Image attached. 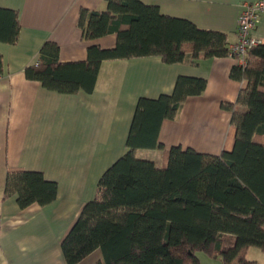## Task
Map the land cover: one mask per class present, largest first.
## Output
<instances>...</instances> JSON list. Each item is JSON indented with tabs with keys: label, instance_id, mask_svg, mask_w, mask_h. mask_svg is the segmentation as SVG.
I'll return each mask as SVG.
<instances>
[{
	"label": "trees",
	"instance_id": "16d2710c",
	"mask_svg": "<svg viewBox=\"0 0 264 264\" xmlns=\"http://www.w3.org/2000/svg\"><path fill=\"white\" fill-rule=\"evenodd\" d=\"M103 10L81 8L77 24L82 38L116 34L114 47L90 44L84 61H59V46L46 41L37 64L26 77L63 93L94 89L105 59L160 55L181 61L188 46L193 58L224 56L227 35L160 13L140 0H105ZM16 12L0 7V39L15 42ZM1 61V56H0ZM230 76L246 79L234 102H222L231 113L235 138L219 154L173 145L161 166L136 155L137 148H161L159 126L177 116L190 95L204 91L205 78L179 75L171 93L140 96L126 136V150L101 174L93 199L87 201L61 241L67 264H76L99 249L96 264H200L198 251L224 264H261L246 256L250 246L264 250V41L254 45L243 68ZM56 183L35 170L8 169L4 195H15L20 207L46 204Z\"/></svg>",
	"mask_w": 264,
	"mask_h": 264
},
{
	"label": "crops",
	"instance_id": "0c3cea01",
	"mask_svg": "<svg viewBox=\"0 0 264 264\" xmlns=\"http://www.w3.org/2000/svg\"><path fill=\"white\" fill-rule=\"evenodd\" d=\"M140 1L198 28L225 32L228 47L236 40L241 5L253 0ZM0 7L16 12L19 24L15 42L0 39V264H67L61 241L94 198L103 171L126 150L138 98L171 93L179 75L205 78L204 91L187 96L175 118L162 120L163 149L137 148L160 150L161 158H142L161 166L164 150L173 145L211 154L233 147L235 127L221 103L234 102L247 81L230 76L236 63L228 54L193 58L187 46L184 58L173 63L160 55L105 59L91 92L63 93L27 78L25 68L38 61L46 41L57 43L61 62L86 60L90 44L114 47L115 33L84 40L77 24L81 8L103 10L105 0H0ZM252 33L264 41V13ZM12 168L54 181L55 198L20 207L15 195H4ZM101 258L96 249L76 264Z\"/></svg>",
	"mask_w": 264,
	"mask_h": 264
},
{
	"label": "built area",
	"instance_id": "2783aa9c",
	"mask_svg": "<svg viewBox=\"0 0 264 264\" xmlns=\"http://www.w3.org/2000/svg\"><path fill=\"white\" fill-rule=\"evenodd\" d=\"M262 13H264V0H253L241 5L237 19L236 40L228 45L227 54L243 68L247 65L250 49L261 42L252 31L256 28Z\"/></svg>",
	"mask_w": 264,
	"mask_h": 264
},
{
	"label": "rangeland",
	"instance_id": "374dc122",
	"mask_svg": "<svg viewBox=\"0 0 264 264\" xmlns=\"http://www.w3.org/2000/svg\"><path fill=\"white\" fill-rule=\"evenodd\" d=\"M147 149H137V156L141 157H152L155 160L161 158L162 151L160 150H147ZM197 256L199 257L200 264H224V262L219 257H213L205 251H198ZM246 256L250 259H255L259 263L264 264V250L256 246H250L246 252Z\"/></svg>",
	"mask_w": 264,
	"mask_h": 264
}]
</instances>
